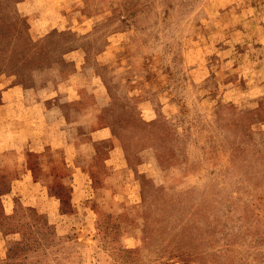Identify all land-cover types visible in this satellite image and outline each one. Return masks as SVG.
Segmentation results:
<instances>
[{
  "label": "rangeland",
  "instance_id": "rangeland-1",
  "mask_svg": "<svg viewBox=\"0 0 264 264\" xmlns=\"http://www.w3.org/2000/svg\"><path fill=\"white\" fill-rule=\"evenodd\" d=\"M0 264H264V0H0Z\"/></svg>",
  "mask_w": 264,
  "mask_h": 264
},
{
  "label": "crops",
  "instance_id": "crops-1",
  "mask_svg": "<svg viewBox=\"0 0 264 264\" xmlns=\"http://www.w3.org/2000/svg\"><path fill=\"white\" fill-rule=\"evenodd\" d=\"M38 31H42V26L37 27L36 28ZM30 89V88H29ZM28 88L24 87L23 85H20L19 83H13L11 85H8L5 87V89L2 91V103H1V110H2V115H3V125L4 126H8V130L10 132H12L13 130L10 129L11 125L14 123H17L16 119L19 118L21 116L22 111L24 110L23 107L18 109L16 108L18 105H27V110H33L34 111V115L32 116L31 124L34 125V132L35 133V138L37 137V131H39L40 133H42V104L43 101L47 98H40V99H34L30 102L25 103V95H26V91L29 90ZM57 95V92L54 94ZM50 97H53L50 96ZM19 124L15 127H18L17 130L19 129V131L22 133V129H21V121L19 120ZM13 138H15L14 140L17 141V138L21 137L19 135H14L12 134ZM31 137V134H28L27 138L25 139H29ZM32 138V137H31ZM41 140V139H40Z\"/></svg>",
  "mask_w": 264,
  "mask_h": 264
}]
</instances>
